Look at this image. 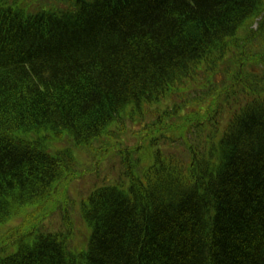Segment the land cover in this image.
Segmentation results:
<instances>
[{"label":"trees","instance_id":"obj_1","mask_svg":"<svg viewBox=\"0 0 264 264\" xmlns=\"http://www.w3.org/2000/svg\"><path fill=\"white\" fill-rule=\"evenodd\" d=\"M244 30L264 40V0H69L49 9L0 0V226L74 179L71 150L48 143L66 133L90 146L129 109L145 118V107L191 89L202 71L216 75L229 54L237 65L231 84L214 89V106L222 92L234 98L221 135L215 122L203 148L185 124L189 161L157 154L126 188L88 197L86 253L30 227L2 239L0 264H264V50L239 52Z\"/></svg>","mask_w":264,"mask_h":264},{"label":"rangeland","instance_id":"obj_2","mask_svg":"<svg viewBox=\"0 0 264 264\" xmlns=\"http://www.w3.org/2000/svg\"><path fill=\"white\" fill-rule=\"evenodd\" d=\"M33 2L39 9H49L65 8L69 0H33ZM31 11H34V7H31ZM249 25L251 24L245 28H249ZM256 28L257 25L252 30L255 31ZM249 34V31L245 33V30L240 34L239 52H242V47L245 46L248 56L260 55L264 50V40ZM247 41L249 42L246 43ZM234 52L237 58L238 52L236 50ZM233 58L229 54L217 67L216 75L202 71L196 77L197 85H191V89L186 92H179L166 102L145 107V118L132 115L129 109L127 116L122 117L121 123L111 126L102 139L94 141L90 146L76 147L72 138L66 133L60 141L48 143L49 149L54 152L58 149L71 150L74 155L72 164L74 179L60 184L57 193L49 202L42 206L27 208L20 213V216L0 226V244L9 232L12 235L21 230L22 234H25L30 227H34L45 233L62 236L66 240L68 251L75 256L86 253L91 228L84 220L83 208L88 202V197L95 190L113 186L126 188L131 177L141 178L143 172L154 164V157L157 154H162L164 157L176 154L181 159L189 161L187 146L179 142L182 138L181 134L185 132V124H189L187 131L196 142L203 144V148L207 137L211 132L213 134L214 130L211 127L216 126L215 122L219 135L223 133L230 117L229 110L235 106L234 98L231 93L226 96L222 92L219 95L220 99H216L215 106L212 105V101L217 95L214 89L218 87L220 90L223 84L228 86L230 83L229 75L237 68ZM247 67L251 71L256 68L257 71L254 72H258L260 66ZM262 72L259 69L258 73ZM254 83L257 84L255 81ZM239 89L238 93H240ZM197 113L201 116H197ZM186 115H190L192 121L199 120L200 123L191 124L189 118L185 119ZM205 123H208L206 132L197 129ZM15 237H20V233ZM7 251L13 252L14 248H9Z\"/></svg>","mask_w":264,"mask_h":264}]
</instances>
